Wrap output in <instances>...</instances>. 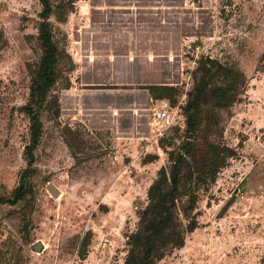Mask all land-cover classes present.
<instances>
[{
    "label": "rangeland",
    "instance_id": "rangeland-1",
    "mask_svg": "<svg viewBox=\"0 0 264 264\" xmlns=\"http://www.w3.org/2000/svg\"><path fill=\"white\" fill-rule=\"evenodd\" d=\"M51 1L61 74L14 202L27 168L22 108L41 58V7L0 0V264H122L149 186L186 137L185 129L151 132L157 99L145 88L166 86L182 110L209 62L222 66L221 85L229 72L244 76L208 138L234 155L198 192L197 228L156 264H264V0Z\"/></svg>",
    "mask_w": 264,
    "mask_h": 264
},
{
    "label": "trees",
    "instance_id": "trees-1",
    "mask_svg": "<svg viewBox=\"0 0 264 264\" xmlns=\"http://www.w3.org/2000/svg\"><path fill=\"white\" fill-rule=\"evenodd\" d=\"M61 1L72 4L78 0ZM38 2L41 7L38 26L41 58L31 71L28 99L22 108L29 121V142L23 154L27 168L22 171L19 184L13 191L14 202L24 195L25 180L34 164V151L41 138L40 115L47 100L53 99V87L61 74L59 51L53 41L50 23L54 5L51 0ZM209 63L199 70L200 76L182 109L185 142L178 150L167 153L169 165L158 170L149 186L147 203L139 214L135 230L127 237V252L122 264H156L167 253L181 249L186 236L198 226L194 213L198 192L215 182L219 170L234 155L231 149L208 138L219 127L220 112L228 110L239 100L245 86L244 76L239 74L240 80L238 74L229 72V84L221 85L218 77L219 71H224L222 66ZM145 89L157 100L166 99L165 92L171 91L166 86ZM199 132H203L200 137ZM199 138L202 143L195 144ZM183 198L187 199V204L183 203Z\"/></svg>",
    "mask_w": 264,
    "mask_h": 264
},
{
    "label": "built area",
    "instance_id": "built-area-1",
    "mask_svg": "<svg viewBox=\"0 0 264 264\" xmlns=\"http://www.w3.org/2000/svg\"><path fill=\"white\" fill-rule=\"evenodd\" d=\"M183 100L184 98L178 104L182 105ZM148 126L155 135L164 136L172 128L183 130L185 128V117L179 106L172 105L166 99L157 100L150 109Z\"/></svg>",
    "mask_w": 264,
    "mask_h": 264
},
{
    "label": "water",
    "instance_id": "water-1",
    "mask_svg": "<svg viewBox=\"0 0 264 264\" xmlns=\"http://www.w3.org/2000/svg\"><path fill=\"white\" fill-rule=\"evenodd\" d=\"M46 190L48 191V193L53 197V198H58L60 196V191L52 184H48L46 186ZM40 246L39 245H35L34 246V250L39 251L40 250Z\"/></svg>",
    "mask_w": 264,
    "mask_h": 264
},
{
    "label": "crops",
    "instance_id": "crops-1",
    "mask_svg": "<svg viewBox=\"0 0 264 264\" xmlns=\"http://www.w3.org/2000/svg\"><path fill=\"white\" fill-rule=\"evenodd\" d=\"M127 57V61L126 62H123V65L124 66H126V68H129V67H131V69L133 68L134 69V64H133V62L132 63H130V61L128 60L129 59V56L128 55H126ZM124 57V56H123ZM115 59V61L117 60V58H114ZM125 59V58H124ZM124 59H122V60H124ZM114 63H117V61L116 62H114ZM130 78H135L134 77V75H132L131 73H130Z\"/></svg>",
    "mask_w": 264,
    "mask_h": 264
}]
</instances>
